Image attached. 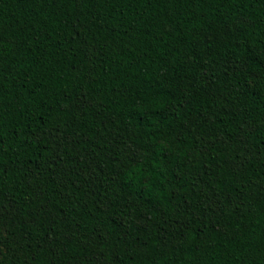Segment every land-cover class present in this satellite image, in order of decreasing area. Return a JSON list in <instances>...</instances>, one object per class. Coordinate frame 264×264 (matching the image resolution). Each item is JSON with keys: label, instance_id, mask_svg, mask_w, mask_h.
Here are the masks:
<instances>
[{"label": "trees", "instance_id": "obj_1", "mask_svg": "<svg viewBox=\"0 0 264 264\" xmlns=\"http://www.w3.org/2000/svg\"><path fill=\"white\" fill-rule=\"evenodd\" d=\"M0 264H264V0H0Z\"/></svg>", "mask_w": 264, "mask_h": 264}]
</instances>
